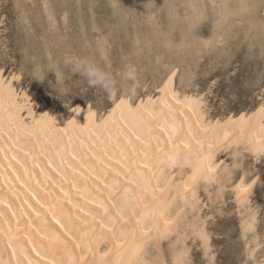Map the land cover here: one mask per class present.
<instances>
[{"label": "bare ground", "instance_id": "1", "mask_svg": "<svg viewBox=\"0 0 264 264\" xmlns=\"http://www.w3.org/2000/svg\"><path fill=\"white\" fill-rule=\"evenodd\" d=\"M175 74H167L156 95L114 96L102 111L78 101L67 115L60 107L37 112L28 90L19 92L16 77L0 68V264H168L162 254L148 257L147 249L179 231L188 207H199L201 186L219 181L222 189L231 180L232 170L217 155L240 147L264 155V102L212 117L201 95L177 89ZM253 186L242 175L233 185L236 201L249 202ZM255 216L245 230L255 226ZM199 221L188 226L206 249L210 234ZM178 242L174 264H187L188 250Z\"/></svg>", "mask_w": 264, "mask_h": 264}, {"label": "rangeland", "instance_id": "2", "mask_svg": "<svg viewBox=\"0 0 264 264\" xmlns=\"http://www.w3.org/2000/svg\"><path fill=\"white\" fill-rule=\"evenodd\" d=\"M0 1V68L6 77H16L14 81L19 92L22 88L28 90L37 112L42 108L60 107L68 115L78 101H91L100 111L111 104L112 100L89 87L77 70L84 57L100 64L114 78H118L126 66L132 67L139 79V91L133 100L158 94L167 74L176 69L177 89L198 97L201 95L209 116L222 117L243 109L251 110L264 102V0ZM238 150L236 153V149L231 148L217 155V159L232 170L231 180L226 182L225 188H220L219 181L211 186H201L199 207L194 210L188 207L179 231L158 241L160 244L152 241L147 249L148 257L153 259L162 254L168 264H174L176 250L173 254V249H176L177 235L181 234L178 244L188 250L187 264H255L264 260V155L258 159L248 150L241 147ZM240 175L254 180L250 201L246 204L238 203L234 197L233 185ZM260 182L262 185L258 184ZM224 211L228 213L224 214ZM252 213L256 215L255 226L253 230H245L244 223ZM199 219L205 221L204 226L210 234L211 244L206 249L205 242L202 244L201 237L193 234V229L188 226L201 222ZM253 249L254 255H251Z\"/></svg>", "mask_w": 264, "mask_h": 264}, {"label": "clouds", "instance_id": "3", "mask_svg": "<svg viewBox=\"0 0 264 264\" xmlns=\"http://www.w3.org/2000/svg\"><path fill=\"white\" fill-rule=\"evenodd\" d=\"M77 70L89 87L102 92L109 101L114 96L134 97L139 91L138 75L132 67L126 66L121 70L118 78H114L100 64L84 57L79 61Z\"/></svg>", "mask_w": 264, "mask_h": 264}]
</instances>
